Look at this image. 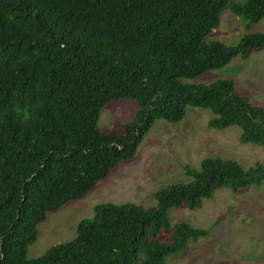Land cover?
<instances>
[{"label":"trees","instance_id":"obj_1","mask_svg":"<svg viewBox=\"0 0 264 264\" xmlns=\"http://www.w3.org/2000/svg\"><path fill=\"white\" fill-rule=\"evenodd\" d=\"M225 9L247 29L264 19V0H0V264H166L211 231L172 225L171 209L198 210L222 188L264 181L260 163L184 165L191 182L157 190L154 208L98 204L74 239L27 258L48 213L132 160L158 120L207 109L209 128L236 126L241 143L264 147V108L232 80L185 82L264 49V32L233 46L207 40ZM123 99L137 103L134 118L121 133L102 131L101 110Z\"/></svg>","mask_w":264,"mask_h":264},{"label":"rangeland","instance_id":"obj_2","mask_svg":"<svg viewBox=\"0 0 264 264\" xmlns=\"http://www.w3.org/2000/svg\"><path fill=\"white\" fill-rule=\"evenodd\" d=\"M245 24L225 9L207 40L233 46L247 33L264 32V19L250 29ZM218 80H232L241 96L264 108V49L253 51L246 59L236 57L222 68L185 82L196 85ZM137 110V103L130 99L111 102L101 110L98 127L121 133L120 124L131 121ZM211 117L207 109L187 107L177 123L156 121L132 160L118 164L83 198L48 213L37 227V239L28 247L27 258L43 256L50 247L74 239L78 223L91 219L98 204L134 203L154 208L157 190L191 182L184 165L198 168L209 157L233 160L244 168L264 165V147L241 143L236 126L209 128ZM169 219L172 225L185 222L194 228L210 227L211 231L207 238L190 242L183 253L168 257L166 264H264V181L237 192L222 188L198 210L171 209ZM159 239L170 241V236L162 233Z\"/></svg>","mask_w":264,"mask_h":264}]
</instances>
